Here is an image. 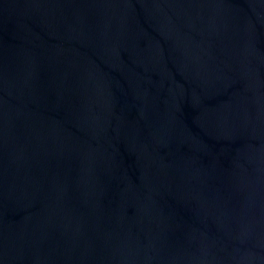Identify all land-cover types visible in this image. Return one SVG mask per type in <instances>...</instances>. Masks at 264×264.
<instances>
[{
    "label": "water",
    "instance_id": "1",
    "mask_svg": "<svg viewBox=\"0 0 264 264\" xmlns=\"http://www.w3.org/2000/svg\"><path fill=\"white\" fill-rule=\"evenodd\" d=\"M0 264H264V0H0Z\"/></svg>",
    "mask_w": 264,
    "mask_h": 264
}]
</instances>
